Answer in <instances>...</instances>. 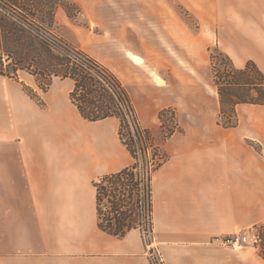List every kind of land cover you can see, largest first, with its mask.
Instances as JSON below:
<instances>
[{
	"label": "crops",
	"instance_id": "1",
	"mask_svg": "<svg viewBox=\"0 0 264 264\" xmlns=\"http://www.w3.org/2000/svg\"><path fill=\"white\" fill-rule=\"evenodd\" d=\"M69 1L84 16L104 7V0ZM156 7L154 22L163 36L152 35L150 42L180 43L184 23L169 22L168 6ZM218 7V0L210 2L200 23L210 46L234 67L252 61L264 75V0H227ZM54 18L58 25L71 20L62 9ZM126 37L136 40L132 32ZM134 50L125 56L135 66L156 58ZM114 75L127 89L140 127L166 158L151 175V241L162 263L264 264L253 245L243 242L234 250L214 242L264 222V106L237 105L236 126L224 128L217 101L216 117L175 115L176 130L164 139L156 125L164 108L155 113L146 76V100L138 106ZM72 89L70 79L54 78L42 92L27 72L19 71L17 79L0 75V264H151L138 229L118 238L98 228L94 183L133 159L119 139V120L86 121L70 101ZM143 109L150 120H142Z\"/></svg>",
	"mask_w": 264,
	"mask_h": 264
},
{
	"label": "rangeland",
	"instance_id": "2",
	"mask_svg": "<svg viewBox=\"0 0 264 264\" xmlns=\"http://www.w3.org/2000/svg\"><path fill=\"white\" fill-rule=\"evenodd\" d=\"M210 2L214 3L215 0H104L101 10L85 13V16L78 12L74 18H70V22L58 25L54 22V15L58 9H62L58 7L63 3L62 0H0V25L6 27L5 30L0 29V54L3 56L4 69L11 72L13 63L24 53L34 56L37 48L27 43L26 38L23 39L25 36L31 38L28 31L47 35L44 31L49 29L63 44L82 49L114 72L132 90L138 106H144L146 99L141 91L147 79L150 86L149 102L154 103L156 114L162 107L173 110L177 118H213L218 111V95L212 81L215 74L213 64H220V59L226 54L218 47L210 46V38L207 37L209 32L204 27L200 29V23L208 18L209 13L204 8ZM160 3L168 6L169 22L184 23L180 43L170 42L167 38V42L161 39L160 43L150 42L152 35L159 33L158 36H163L160 22H154V14L160 9L156 5ZM218 3L221 8L227 0H218ZM18 24L25 26L19 27ZM128 30L135 35V42L126 37L130 34ZM199 33L200 39L197 38ZM134 48V52L139 49L141 54L152 53L156 58L146 60L145 66H135L125 56ZM6 54H10L11 58ZM28 61L29 58H24L21 63ZM44 63L48 66V63ZM42 67L39 65L38 68ZM144 70H151L152 74L145 72L144 75ZM37 79L43 81L41 77ZM143 110L145 118L142 120H150ZM164 121L165 126L162 128L156 120V125L160 127L158 132L162 136L169 127L174 126L169 118H164ZM254 234L251 229L239 234L243 245H253L256 242Z\"/></svg>",
	"mask_w": 264,
	"mask_h": 264
},
{
	"label": "trees",
	"instance_id": "3",
	"mask_svg": "<svg viewBox=\"0 0 264 264\" xmlns=\"http://www.w3.org/2000/svg\"><path fill=\"white\" fill-rule=\"evenodd\" d=\"M62 1L58 7L69 18H74L80 12L74 3ZM1 28L5 30L6 27L0 25ZM28 32L31 38L25 36L23 39L26 38L27 43L37 48L34 56L22 54L13 63L11 72H6L3 56L0 54V75L17 79L19 71L27 72L36 78V84L42 92L48 90L54 78L70 79L73 89L69 98L83 119L89 122L111 117L119 120L118 136L130 153L133 164L117 173L103 176L94 183L97 225L100 230L118 238L132 229H138L142 237L145 234L152 239L151 175L166 158L155 145L150 131L140 127L127 89L107 67L79 48L63 44L49 29L44 31L47 35L33 30ZM6 55L11 58L10 54ZM24 58H29V61L22 64ZM211 59L213 61L212 56ZM39 65L43 67L40 69ZM213 68L215 74L212 81L219 101L218 124L222 127L236 126L237 105L264 106V75L255 63L248 61L244 67L236 68L230 58L223 55L220 64L214 63ZM37 77H41L43 81H39ZM23 89L28 96L37 100L38 96L30 88L23 85ZM166 117L174 126L164 133V139L176 130L175 114L171 109L159 112L160 127L165 126ZM254 148L257 152H262L260 147ZM251 230L256 238L253 247L264 260V222L254 225ZM145 242L148 240L144 239Z\"/></svg>",
	"mask_w": 264,
	"mask_h": 264
},
{
	"label": "built area",
	"instance_id": "4",
	"mask_svg": "<svg viewBox=\"0 0 264 264\" xmlns=\"http://www.w3.org/2000/svg\"><path fill=\"white\" fill-rule=\"evenodd\" d=\"M143 239L148 240V242H145V244L147 245L146 254L150 260V263L151 264H163L160 253L158 249L152 245V241L149 238V236L144 234ZM214 242L219 243L224 246H228L234 250L239 249L242 243L239 235H231V236H226V237H221V238L217 237L214 239Z\"/></svg>",
	"mask_w": 264,
	"mask_h": 264
}]
</instances>
